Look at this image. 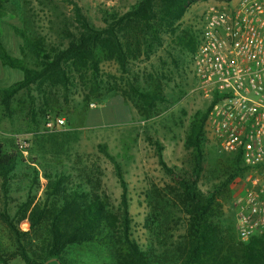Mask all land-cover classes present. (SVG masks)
Segmentation results:
<instances>
[{"label": "trees", "instance_id": "16d2710c", "mask_svg": "<svg viewBox=\"0 0 264 264\" xmlns=\"http://www.w3.org/2000/svg\"><path fill=\"white\" fill-rule=\"evenodd\" d=\"M8 1L0 0V20L12 27L33 60L27 61L24 50L21 58L12 56L0 36V64L22 73L20 81L0 90L2 105L7 106L18 92L28 90L32 85L67 89L77 80L87 89L83 108L76 119V124L80 125L84 118L89 121L101 117L97 109L89 108V103L104 95L101 92L104 85L100 73L102 63H115L120 71H125L128 62L136 59L141 49L148 51L152 45H160L163 31L175 36L177 47L193 54L197 46L193 31L185 27L178 34L176 32L188 8L197 3L230 0H137L127 11L105 18L103 28L90 24L75 0H66L71 6L74 33L66 29L68 42L65 48H47L42 39H32L15 26L3 10ZM162 81L160 76H148L146 87L128 84L117 96L129 103L138 117L147 119L157 104L164 101ZM117 90L116 86L107 89ZM217 100L215 95L190 122L183 142L190 156L189 174L170 166L163 158V147L154 144L159 167L178 190L176 197L185 223L178 239L171 243L150 240L145 249L138 244L133 238L127 184L121 166L105 145H99L98 150L111 163L121 189L118 207H112L108 198L97 189H85L78 182L70 183L69 175L43 172L42 183H38L36 174L29 181L26 199L17 205L14 214L0 211V221L12 235L14 246L13 251L8 252L0 242V263L9 264L18 257L24 264L48 261H51L48 264H65L62 255L68 246L97 244L112 250L111 262L101 264H264V234L243 243L237 239L235 224L226 226L221 220L223 205L220 198L223 195L229 197L231 183L242 176L244 169L239 154H220L210 162L207 160L204 129L210 109ZM20 152L16 144L8 148L0 142V190L3 196L7 197L17 177L18 163L24 162ZM204 178L211 183L206 193L198 187ZM32 186L41 190V195L32 194ZM152 208L147 223L161 231L163 222L160 219H167L169 214H158L155 212L158 209Z\"/></svg>", "mask_w": 264, "mask_h": 264}, {"label": "rangeland", "instance_id": "374dc122", "mask_svg": "<svg viewBox=\"0 0 264 264\" xmlns=\"http://www.w3.org/2000/svg\"><path fill=\"white\" fill-rule=\"evenodd\" d=\"M136 1L75 0L95 28L105 27V18L127 11ZM204 7L205 3L191 5L178 23L177 34ZM3 10L15 26L32 39H42L47 48H65L68 42L66 29L74 33L71 6L66 0H9ZM0 36L12 56L21 58L24 50L27 61L32 62L28 49L4 20H0ZM174 37L169 31H163L160 45H152L148 51L141 49L136 59L128 62L125 71H120L112 62L100 65L104 95L89 103L90 109L100 113L98 120L84 118L80 125L76 124L87 93L77 80L67 89L32 85L28 90L18 92L7 106L2 105L0 99V142L8 148L16 144L24 161L15 169L17 177L7 197L0 190V211L13 215L17 205L26 199L29 181L37 174L38 183H42L43 172L69 175L70 183L78 182L85 189H97L108 198L112 207L117 208L121 189L111 163L98 150L99 145H105L120 164L127 184L133 238L143 249L150 240L171 243L178 239L185 224L176 197L178 190L159 167L154 144L163 147V158L170 166L189 174L191 163L189 151L183 145L184 138L192 118L204 110L208 100L197 88L192 52L177 47ZM152 75L163 78L164 101L157 104L149 118H140L117 93L120 94L128 84L146 87L148 76ZM21 79L20 71L0 64V90ZM111 86L118 90L107 91ZM47 116L64 118L65 126L53 132L46 131L44 119ZM19 141L25 143L23 148L19 147ZM205 150L208 162L220 155L211 145L207 144ZM237 181L238 178L231 183L229 197L223 195L220 198L223 205L221 220L226 226L234 225L232 203ZM210 186L206 178L198 185L203 193ZM32 190V194L41 195V190L34 186ZM154 206L158 209L156 213L169 214L167 219H160L163 222L161 231L147 223ZM0 242L6 251H13V237L1 221ZM111 257L112 250L97 244H75L66 248L62 260L65 264H101L110 263ZM9 264L24 263L17 257Z\"/></svg>", "mask_w": 264, "mask_h": 264}, {"label": "built area", "instance_id": "2783aa9c", "mask_svg": "<svg viewBox=\"0 0 264 264\" xmlns=\"http://www.w3.org/2000/svg\"><path fill=\"white\" fill-rule=\"evenodd\" d=\"M204 3L186 26L197 38L192 70L202 96H218L205 124L207 144L240 155L232 211L237 239L246 243L264 234V0ZM64 126V118L44 119L48 132Z\"/></svg>", "mask_w": 264, "mask_h": 264}, {"label": "water", "instance_id": "95a60500", "mask_svg": "<svg viewBox=\"0 0 264 264\" xmlns=\"http://www.w3.org/2000/svg\"><path fill=\"white\" fill-rule=\"evenodd\" d=\"M49 262H51V261H48V262H46V263H44V264H48Z\"/></svg>", "mask_w": 264, "mask_h": 264}, {"label": "crops", "instance_id": "0c3cea01", "mask_svg": "<svg viewBox=\"0 0 264 264\" xmlns=\"http://www.w3.org/2000/svg\"><path fill=\"white\" fill-rule=\"evenodd\" d=\"M5 46V45H4ZM6 48V47H5ZM7 49V48H6ZM8 50V49H7Z\"/></svg>", "mask_w": 264, "mask_h": 264}]
</instances>
